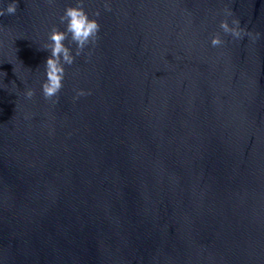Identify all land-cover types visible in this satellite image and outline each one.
Segmentation results:
<instances>
[{
  "label": "water",
  "instance_id": "1",
  "mask_svg": "<svg viewBox=\"0 0 264 264\" xmlns=\"http://www.w3.org/2000/svg\"><path fill=\"white\" fill-rule=\"evenodd\" d=\"M105 2L58 102L44 48L75 0L0 17V264H264V0Z\"/></svg>",
  "mask_w": 264,
  "mask_h": 264
},
{
  "label": "clouds",
  "instance_id": "2",
  "mask_svg": "<svg viewBox=\"0 0 264 264\" xmlns=\"http://www.w3.org/2000/svg\"><path fill=\"white\" fill-rule=\"evenodd\" d=\"M104 7L106 11L112 10L107 0ZM18 8V0H8L6 6L5 0H0V17L16 15ZM94 16L99 17L100 11H97ZM59 20L61 24L65 25V29L60 30L58 26H53L48 37L50 42L44 48L49 50L51 55L44 66L46 79L42 84V94L46 100H52L53 97H56L54 102H58L59 93L63 88L66 65L71 66L76 57L83 54L86 47L96 45L100 39L99 33L101 30L98 19L89 16L85 8V0H75L74 5L67 7ZM220 29L225 35H230L236 39H244L245 33L238 19H232L229 22L225 18L220 22ZM65 41H68V44ZM223 43L224 41L219 34L211 38L213 47L221 46ZM73 44L75 45V55L69 46ZM34 95L35 91L33 89L27 90L26 97L28 99H31ZM87 95H90V92L79 90L74 99Z\"/></svg>",
  "mask_w": 264,
  "mask_h": 264
}]
</instances>
